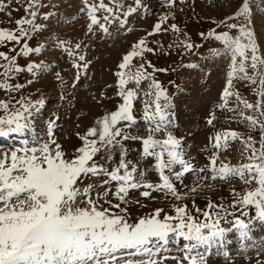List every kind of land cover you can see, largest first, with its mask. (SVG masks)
<instances>
[{
	"label": "snow or ice",
	"instance_id": "snow-or-ice-1",
	"mask_svg": "<svg viewBox=\"0 0 264 264\" xmlns=\"http://www.w3.org/2000/svg\"><path fill=\"white\" fill-rule=\"evenodd\" d=\"M165 3L171 8L176 0H165ZM21 6L25 15L16 19V27H0V49L7 48V51L0 50V90L6 92H15L24 86L10 82L17 74L27 72L37 77L50 67L43 61L29 62L26 66L18 64V57L40 54L44 49V45L30 46L29 41L47 28L38 19L47 21L50 16L41 12L46 6L43 0H25L22 5L18 3L16 10ZM8 7L5 0H0V13ZM141 9L150 11L143 0H132L131 4L125 0L107 3L82 0L80 11L87 17V34L111 35L110 25L127 29L128 18ZM7 14L11 16V11ZM170 19L168 14L159 16L151 31L122 56L114 72L120 102L115 110L96 119L83 134L76 133L81 146L75 148L71 157L55 138V120L48 122L46 140L34 141L35 146L23 140L22 147L0 153V264H167L169 259L176 264H206L207 250L222 244L226 232L234 229L244 241L249 237L253 219L264 222V51L252 27L249 0H241L234 15L219 22L227 30L212 29L200 34L202 39L219 41L223 47L213 55H223L229 60L226 82L216 107L227 120L243 123L248 130L246 136L230 127L217 130L209 137L210 158L203 168L194 167L185 158L181 139L168 131L174 126L173 104L167 89L155 77V73L167 69L157 68L147 59L148 54L163 51L162 46H150L148 38L169 30L181 33L175 23H168ZM241 19L243 23L239 22ZM233 31L235 36L231 34ZM184 35L185 39L175 47L185 52L200 47ZM56 47L74 60L75 86L90 64L81 52L84 45L73 46L66 40H58ZM56 76L60 79L59 73ZM144 82L148 83V90L143 92L142 112L146 136L133 134L139 126L134 115L135 103L141 99ZM236 82L254 93V103L243 97L235 87ZM233 99L235 106H232ZM42 103L23 96L19 100L0 99V110L4 113L0 115V137L23 134L30 129L31 120ZM215 119V115H210L206 123L215 127ZM161 132L164 138L157 139L156 134ZM253 132H259L258 139ZM128 141L140 144L136 161L127 158ZM235 141L242 145L238 162L221 159V153L230 150ZM117 153L118 160L114 158ZM147 160L153 161L152 170L159 178L157 183L146 180L147 170L139 166ZM188 174L196 177L195 186L189 188L191 193H197L201 187H212L208 180L228 183L239 179L248 186L244 192L230 189L231 207L241 209L240 216L231 222L232 229L220 226L225 219L222 213H227L224 205L208 200L201 209L193 200L194 215L188 204L178 203L188 198L177 187L178 182L188 188L184 185ZM133 191H138L145 200L155 201L157 197L153 193L170 198L177 202L171 207L174 214L157 207L133 217L128 205L148 207L140 199L130 198ZM248 207L255 209L254 217L243 211ZM181 240L185 243L179 250L184 255L169 256Z\"/></svg>",
	"mask_w": 264,
	"mask_h": 264
},
{
	"label": "rangeland",
	"instance_id": "rangeland-1",
	"mask_svg": "<svg viewBox=\"0 0 264 264\" xmlns=\"http://www.w3.org/2000/svg\"><path fill=\"white\" fill-rule=\"evenodd\" d=\"M5 2L9 4V7L0 13V27L15 28L16 19L25 15L22 6L16 10L18 3L22 5L25 0H5ZM43 2L46 6L41 9V12L50 13V16L47 21L41 18L37 22L46 24L47 28L36 34L29 43L34 47L44 45V49L40 54L18 57V64L26 66L29 62L43 61L50 66L49 70L38 74L37 77H32L27 72L19 73L10 82L23 84L20 90L15 92L0 90V99L3 100H19L23 96L29 101L42 100L43 103L36 111L34 119L31 120L30 129L25 130L23 134L10 133L6 137H0V153L22 147L23 140H28L30 146H35L34 141L46 140L48 122L55 120V138L62 145L67 156L71 157L75 148L81 146L76 133L83 134L93 126L96 119L115 110L120 102V98L116 96L114 72L122 56L130 50L133 43L144 37L146 32L151 31L152 25L159 16L165 14L171 17L168 23H175L181 29V33L177 34L169 30L148 38L150 46L156 48L162 46L163 51H158L155 55L148 54L147 59L157 68L167 69L166 72L155 73V77L167 89L172 100L174 126L168 131L181 139L186 153L185 158L191 160L194 167L203 168L209 163L210 158L209 137L217 130L222 131L230 127L245 136L248 135V130L243 123L227 120L222 110L216 107L226 82L229 60L223 55H213L215 51L223 47L219 41L205 40L200 35L212 29L217 32L227 30L219 22L234 15L241 0H176L175 6L171 8L166 6L165 0H143L150 11L141 9L129 17L127 29L122 30L115 24L110 25L111 35L99 32L87 34V17L80 11L82 0H43ZM107 2L108 0H105V3ZM125 3L131 4L132 0H125ZM249 4L257 43L264 51V0H249ZM9 11L11 16L7 14ZM239 22L243 23V19ZM184 34L190 42L200 47L194 48L191 52L175 47L176 43L185 39ZM231 34L235 36L236 32L233 31ZM58 40H66L73 46L76 43L84 45L81 52L90 64L75 86L77 69L72 67L74 60L56 47ZM169 45L173 47L170 48ZM0 50L7 51V48ZM188 64H194L196 67H184ZM56 73L60 74V79L57 78ZM29 79L33 80L31 84L27 83ZM235 87L249 102H255L256 96L243 83L236 82ZM147 90L148 83L144 82L140 89L141 99L137 100L134 108V115L139 126L134 129L133 134L139 133L142 136L147 135L146 125L142 121L143 92ZM232 106H235L234 99ZM3 114L0 110V115ZM210 115L216 117L215 127L206 123ZM81 118L84 120L82 121ZM251 134L258 139L259 132ZM156 138L163 139L164 133H157ZM126 143L130 149L127 158L136 161L140 144L133 141ZM241 149L242 145L239 141L232 142L230 150L221 153V159L227 158L232 163H237ZM114 158L119 159L118 153ZM152 165L153 161L147 160L140 162L139 166L147 170L146 180L157 183L159 178L152 170ZM195 179L194 174L186 176L184 185H188V188L177 182L180 191L188 195L186 200L178 203L188 204L189 210L194 215L195 210L191 208L193 200L201 209L205 208L208 200L217 205H224L227 213H222L225 219L221 220L220 226L232 229L231 222L240 216L241 209L231 207L233 197L230 189L244 192L248 186L239 179H233L228 183L208 180L207 183L212 187H201L197 193H191L189 188L195 186ZM252 187L255 185L253 184ZM153 195L157 197L155 201L145 200L139 196L138 191L131 192V199H140L142 203L148 205L144 209L134 204L128 205L131 215L133 217L143 215L157 207H163L169 214H174L171 207L177 202L170 198L166 199L160 193H153ZM243 211H247L249 217L255 216V209L252 207ZM249 217L242 218L248 220ZM183 243L185 242L181 240L177 246H173V250L168 255L182 257L184 253L179 249H182ZM225 252L228 253L227 256L224 255ZM167 264H176V261L169 259ZM206 264H264V222L253 219L249 237L244 241L236 230L226 232L222 244L214 245L207 250Z\"/></svg>",
	"mask_w": 264,
	"mask_h": 264
},
{
	"label": "bare ground",
	"instance_id": "bare-ground-1",
	"mask_svg": "<svg viewBox=\"0 0 264 264\" xmlns=\"http://www.w3.org/2000/svg\"><path fill=\"white\" fill-rule=\"evenodd\" d=\"M90 105V104H89ZM93 108V107H92ZM93 111H94V109H93ZM90 112V111H89ZM84 117V116H83ZM80 119V118H79ZM82 119V118H81ZM86 119H87V117H86ZM84 119H82V121H83ZM87 123V122H86ZM92 123V122H91ZM4 140V138H1V140Z\"/></svg>",
	"mask_w": 264,
	"mask_h": 264
}]
</instances>
